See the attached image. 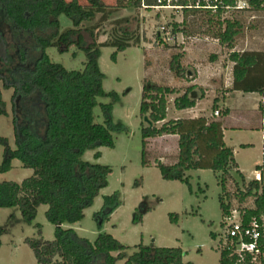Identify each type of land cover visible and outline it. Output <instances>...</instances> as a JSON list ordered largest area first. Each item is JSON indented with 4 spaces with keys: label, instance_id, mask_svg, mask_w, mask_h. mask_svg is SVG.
<instances>
[{
    "label": "trees",
    "instance_id": "trees-1",
    "mask_svg": "<svg viewBox=\"0 0 264 264\" xmlns=\"http://www.w3.org/2000/svg\"><path fill=\"white\" fill-rule=\"evenodd\" d=\"M116 1V5L111 6L102 0H86V5H82L80 0H0V14L11 26L17 48V56H10L8 42L0 31V64L6 62V65L13 66L9 71L10 78L0 70V82H3L6 90L14 89L12 102L15 106V102L20 99L23 110L22 120L16 111L13 118L16 148L12 149L7 140L0 138V144L4 146L0 173L10 172L14 160H19L23 168L33 170V175L21 184L0 183V208H18L22 218L32 223L37 217L38 209L41 206L48 207L46 217L56 227L55 239L25 240L38 264H117L123 260L124 264H193L184 262L185 254L180 248H151L140 244L126 258V252L130 248L106 232H100L96 241L91 243L79 237L75 230L63 229L65 224L73 225L84 220L85 211L93 206L100 192L107 188L108 178L112 173L109 166L82 160L88 151L101 147L115 148L112 106H102L104 124L94 121L98 99L105 95V75L99 65L101 49L114 48L116 51L111 59L116 61L119 53L133 46H140V38L134 33H123L110 42L101 44L97 42L95 33L122 10H138L143 6L151 10L166 6V2L159 5V0ZM222 1L223 7L215 15L220 28L225 26V29L212 36L222 45L234 49L240 26L237 22L220 21L225 8L235 7L238 0ZM178 4L186 6V1L179 0ZM254 9L260 11L258 6H254ZM184 12L186 15L183 23L190 17L213 22L210 15L200 16L203 11L184 9ZM62 15L73 22V28L61 29L59 18ZM128 22V19H122L117 25L119 27ZM87 24L89 27L85 28ZM84 30L94 40L88 47H83ZM73 45L86 51L87 61L80 71H68L62 65L53 63L46 54L49 48H57L64 53ZM63 47L66 49L63 50ZM229 57L234 64L233 84L229 92L264 95V52H232ZM181 59V55H176L172 60V68L176 65L175 69L179 74L182 72ZM194 89V86L189 87L181 95L170 87L144 82L140 116L142 119L148 117L153 127L142 125L143 165L150 164L146 160L148 140L178 136L177 163L166 165L161 161L155 162L162 179L189 185L186 172L213 171L223 192L219 202L224 219L232 216V206L226 202L225 196L227 183L230 179L234 180V175L238 177L240 182L236 181V187L238 190L240 185L244 188L240 190V203L243 204L249 198L254 199V208L240 213L245 229L253 221L259 224L260 254L256 259L247 254L241 262L230 243L224 244V239L221 238L219 263L264 264V151L263 162L256 167L261 181L247 182L238 169L233 149L224 142L221 120L199 117L166 122L169 97L178 95L174 100L176 110L193 109L198 100L204 98V95L198 99L192 98ZM218 103L219 99H215L213 113L218 111ZM7 115V103L0 95V117ZM227 115V110L222 113L223 117ZM95 157L100 158L101 153L97 152ZM119 205L117 194L104 198L103 212L96 214L100 227L110 220L111 214ZM136 216L142 222L143 212H138ZM170 220L177 223L178 216L170 215ZM37 227L40 229V226ZM39 233L41 235V231ZM1 234L0 228V236ZM210 236L217 239L214 233Z\"/></svg>",
    "mask_w": 264,
    "mask_h": 264
},
{
    "label": "rangeland",
    "instance_id": "rangeland-1",
    "mask_svg": "<svg viewBox=\"0 0 264 264\" xmlns=\"http://www.w3.org/2000/svg\"><path fill=\"white\" fill-rule=\"evenodd\" d=\"M102 1L111 6L117 3L116 0ZM80 2L82 5L87 4L86 0H80ZM185 15L184 10L174 8L147 10L142 7L138 10H122L95 33L99 44L110 42L123 33H134L140 38V46H133L119 53L116 61L111 59L116 51L114 48L101 49L99 65L105 75L103 82L105 95L98 99V106L94 110V121L104 124L105 114L102 106H112V133L115 148L101 147L98 150L88 151L83 155L82 160L109 166L112 173L108 178L107 188L100 192L93 206L85 211L84 220L73 225L65 224L63 229H73L79 237L91 243L96 241L100 232H106L122 245L130 248L126 252V258L134 253L136 246L143 244L151 248H180L185 254L186 263L220 264V240L225 233L226 220L219 202L223 192L214 172L211 170L186 172L189 185L163 180L155 162L161 160L163 164H166L165 156L167 155V162L171 163L175 158V148L172 141H163L162 137L147 143L146 160L150 164L143 165L142 125L148 126L140 116L144 82L167 86L181 93L182 84L194 81L197 66H207L221 59V65H224L227 72L229 56L233 51L212 36L225 29V26L220 28L218 17L214 12L200 13L202 17L210 15L213 18L212 23L208 20L202 21L199 17L198 19L190 17L186 23H183ZM253 17L256 18L253 19ZM122 19H128L129 22L118 27L117 22ZM59 20L62 30L74 27L73 22L64 15ZM225 20L237 22L240 26L239 35L234 42L236 51L241 49L246 35L250 37L252 46L257 45L258 49L264 50V12L225 10L220 23ZM86 27H89V24L85 25ZM0 31L8 42V54L17 56L11 26L1 14ZM82 36L83 47L94 43L89 32L82 31ZM25 38L28 39V37ZM65 49L63 47V50ZM46 54L53 63L62 65L68 71L82 70L87 61L86 51L76 45L64 53L57 48H49ZM176 55L182 56L180 74L175 69L176 65L172 68V60ZM12 68L13 66L6 65V62L0 64V70L7 78H10L9 71ZM190 72L191 75H189ZM13 94L14 89L6 90L3 82H0V95L7 103L8 112L7 116L0 117V138L7 140L9 146L15 149L14 113L16 111L21 119L23 110L20 99L14 106ZM177 97V94L169 97L171 112L168 121L175 118L176 110L173 100ZM252 103L254 101L248 97L244 100L235 99L232 102L233 118L237 120V118L246 117V120L253 124H260L261 113L258 115L250 111ZM200 110L212 116L211 101H205ZM185 117L189 116H182L180 119ZM215 118L217 117L213 116L210 119ZM161 125L162 123L158 126ZM232 138L234 143H240L239 141L243 140H240L241 135L232 136ZM252 138L259 146L260 135H254ZM97 152L101 153L100 158L95 157ZM3 155L4 146L0 144V166ZM258 155L259 150L256 149L240 154L239 158L250 162ZM32 175L33 170L23 168L19 160H14L10 172L0 173V183L21 184ZM236 181L240 182L235 175L234 180H228L225 192L226 202L232 206V221L241 219L242 210L254 208L253 198L247 199L243 204L240 203V190L244 188L240 185L238 190ZM114 194L118 195L120 205L111 214L110 220L100 227L96 214L103 212L104 198ZM47 210V206H41L36 219L28 223L22 218L18 208H0V228L2 229L0 264H38L25 240L42 238L45 241H53L55 239L56 227L48 221ZM138 212H143L142 222L136 216ZM170 215L178 216L177 223L171 222ZM37 226H40V229ZM211 233L216 234L217 239H212ZM124 263L123 260L117 264Z\"/></svg>",
    "mask_w": 264,
    "mask_h": 264
},
{
    "label": "crops",
    "instance_id": "crops-1",
    "mask_svg": "<svg viewBox=\"0 0 264 264\" xmlns=\"http://www.w3.org/2000/svg\"><path fill=\"white\" fill-rule=\"evenodd\" d=\"M255 18L256 17H253V19ZM249 39L250 37L246 35V39L245 41H243L244 44L242 45L241 49L236 51V47H234V49H232V52H264V50L258 49L257 45L252 46V43ZM186 51L188 50L186 49ZM221 62L222 61L220 59L219 61H215L214 63L208 64L207 66H197L194 81L189 84H182V86L180 87L181 95L184 94L187 88L194 86L195 89L192 92V98L198 99L201 95H204V98L202 100H198L196 107L193 109L182 111L175 109V118L173 120H180L182 116L186 115H188L189 117H185V119H196L199 117H205L210 119L213 116L215 117L214 113L212 116L211 114L208 115L206 112L204 113L203 111H201L200 108L202 104L207 100L211 101L212 108L214 100L219 99L218 111H220L221 114L214 120H221L223 123L224 142L227 147L233 149L238 169L244 175L247 182L251 180H257V176L261 178V175L259 172L256 171V167L262 164L264 151V95L258 93L246 94L242 92H229L233 84L234 64L229 60V62L227 63V72H225L226 68L223 64L221 65ZM189 75H191V72ZM199 93L200 96L198 97ZM245 97H248L252 101H254V103H252V110L250 111L256 114L258 113V115L261 113L260 124H253L252 122L246 120V117L237 118V120L233 118L234 109L232 108V102L235 99L244 100ZM170 109L171 108L169 103L166 122L168 121V118L170 116ZM226 110L228 111V115L226 117H223L222 113ZM236 135H241L242 138H240V140H243L239 141L240 143H234V139L232 138V136ZM254 135H260L261 137L259 146L253 141L252 137H254ZM162 139L163 141H172L175 148V158L171 163L167 162V155L165 156L166 165L176 164L179 153V137L164 136L162 137ZM150 140H148L147 143L150 142ZM256 149L259 150V155L255 157L252 161L245 162L244 160H241L239 158L240 154L247 153L249 151H254Z\"/></svg>",
    "mask_w": 264,
    "mask_h": 264
},
{
    "label": "built area",
    "instance_id": "built-area-1",
    "mask_svg": "<svg viewBox=\"0 0 264 264\" xmlns=\"http://www.w3.org/2000/svg\"><path fill=\"white\" fill-rule=\"evenodd\" d=\"M186 6H178L179 0H159L158 4L163 5L166 2V6L155 7L156 9L174 8L176 10H198V11H212L216 13L219 8L223 7L222 0H184ZM254 6H258L260 11H264V0H238L235 7H226L225 10L236 11H256ZM146 8L145 6H143ZM220 111L214 113L215 117L220 116ZM257 180L261 181V178L257 176ZM225 233L222 236L224 244L230 243L231 248L234 249V254L239 257V261L243 262L245 255H251L254 259L260 254L259 241L261 233L259 231V224L253 221L249 228H244L243 222L232 221V216L225 219Z\"/></svg>",
    "mask_w": 264,
    "mask_h": 264
},
{
    "label": "water",
    "instance_id": "water-1",
    "mask_svg": "<svg viewBox=\"0 0 264 264\" xmlns=\"http://www.w3.org/2000/svg\"><path fill=\"white\" fill-rule=\"evenodd\" d=\"M144 120H145V123H146L149 127H153V123L149 120L148 117H145Z\"/></svg>",
    "mask_w": 264,
    "mask_h": 264
}]
</instances>
